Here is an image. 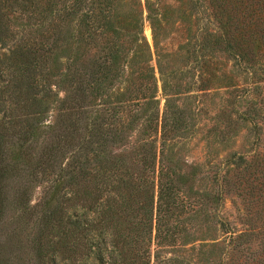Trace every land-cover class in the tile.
<instances>
[{"label":"trees","instance_id":"obj_1","mask_svg":"<svg viewBox=\"0 0 264 264\" xmlns=\"http://www.w3.org/2000/svg\"><path fill=\"white\" fill-rule=\"evenodd\" d=\"M22 1L26 14L34 8L26 26H37L14 48L6 40L17 33H7L0 14V50L11 55L0 67V264H25L31 252L36 264L208 263L203 255L215 243L201 242L190 253L184 246L197 240L192 220L210 222L224 202L227 169L213 154L204 164L186 162L197 92L221 79L225 53L233 52L235 64L243 53L256 54L232 42L221 23L223 0L212 1L211 29L206 0H57L61 7L47 17L37 15L36 0ZM178 24L185 42L167 49ZM19 55L25 70L34 64L42 71V89L27 85L15 67ZM55 76L72 85L60 98L70 107L47 122ZM136 131L143 137H131ZM213 132L222 143L225 132ZM199 174L215 187L197 196Z\"/></svg>","mask_w":264,"mask_h":264},{"label":"rangeland","instance_id":"obj_2","mask_svg":"<svg viewBox=\"0 0 264 264\" xmlns=\"http://www.w3.org/2000/svg\"><path fill=\"white\" fill-rule=\"evenodd\" d=\"M212 1L206 0L210 29L216 27L217 22L212 13L214 11ZM22 2L10 0L5 7L0 5V14L7 22V33H17L16 39L6 40L11 48H14L13 45L17 43L22 32L27 35L37 26L35 24L26 26L33 21L29 19V15L34 8H29L26 14L21 6ZM56 2L57 0H36L37 15L47 17L51 7L53 9L61 7V4L54 7ZM168 2L176 4L173 0ZM219 11L222 25L227 31L231 29L232 42L239 43L243 48L254 47L256 54L254 53L253 59L249 54L243 53L235 64V59L230 56L233 52L225 53L220 59L221 79L214 80L210 88L197 92L199 97L195 105L199 115L196 117L197 124L194 128L196 132L187 139L186 162L204 164L206 156L212 157L213 154L215 161L227 169L224 178L226 183L223 184L225 200L220 208L214 211L216 215L212 213L210 222L192 220L191 225L196 228L191 229L192 237L197 240L184 246V249L190 253V248H199L201 242L215 243L216 246L206 249V254L203 255V261L206 255L209 259L205 264H264V0H223ZM43 23L45 22L39 21V24ZM170 30L172 31L169 38L163 45L167 49H177L185 42V29L183 25L178 24ZM33 35L35 38L39 37L37 31L33 32ZM145 35L152 45V28L147 20ZM6 52L11 56L8 49L0 50V67H6L4 55ZM23 61L24 58L20 55L16 62L11 58V63L15 62L16 68L18 66L23 68L20 73L27 85H34L37 90L42 89V85L45 84L42 71L40 69L36 71L34 64L29 70H25ZM7 63L9 65L8 59ZM153 63L155 64V57ZM210 71H213L211 67ZM157 76L158 97L161 99L163 109L165 100L159 73ZM60 80L61 76L53 78L50 87L57 94L55 96L53 94L51 100L44 104L46 112L43 118L47 122L55 121L60 111L62 114L65 113L64 110H68L63 107H70L68 102L61 101L60 98L67 97L72 85L69 81L60 83ZM219 128L225 132V137L222 143L217 144L213 131ZM131 137L143 136L136 131ZM201 175L197 176L194 188L197 196L215 187L213 180L200 181ZM42 190L43 187H40L34 191L33 202L41 199ZM68 210L71 212L73 208ZM219 221L229 227L228 232L222 230L223 224L220 226ZM50 231L58 233L56 228H50ZM223 248H226L228 255H221ZM212 252L216 254L212 256ZM33 255L32 252L24 255L25 264H36ZM186 256L189 257V254ZM48 257L47 254L46 259Z\"/></svg>","mask_w":264,"mask_h":264}]
</instances>
